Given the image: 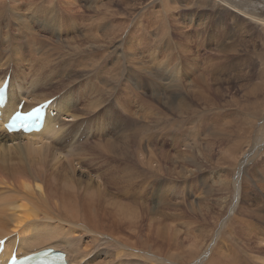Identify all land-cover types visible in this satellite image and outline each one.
<instances>
[{
  "label": "bare ground",
  "instance_id": "obj_1",
  "mask_svg": "<svg viewBox=\"0 0 264 264\" xmlns=\"http://www.w3.org/2000/svg\"><path fill=\"white\" fill-rule=\"evenodd\" d=\"M154 5L161 7L158 16L163 20L154 23L160 28L159 37L148 41L150 26L142 16L147 7ZM114 7H118L119 12L112 11ZM184 11H189L190 14L193 12L197 16L189 19L191 23L194 20L202 22L199 24L200 29L191 31L199 34V39L194 43L186 32H176L187 40L180 42L181 47H193L195 44L203 48L207 46L205 43H211L210 48L217 46L216 50L220 52L221 57L209 63L212 80L204 76L195 79L198 80V85L203 86L204 91L195 85L192 88L195 90L194 95L201 96L202 93L205 104L215 108L214 96H223L224 89L222 86L213 89L212 84L219 81L218 77L213 76L217 75L214 68L223 60H230L232 63L240 59L236 54L230 53L236 52L237 38L244 40L243 32L236 31L244 17L256 19V25L264 35V0H130L128 4L123 0H104V7L100 0H0V87L5 79L9 80V102L4 108H0L3 115L0 117V240L9 239L5 250L0 251L3 263L7 262L16 250L22 257L53 248L67 254L66 261L69 260L71 264H166L161 242L163 219L170 215L165 212L166 208L164 209L169 201L170 190H132L130 184L136 175L143 178L147 164L149 166V163L158 160L153 149H149L150 153L147 154L145 148V142L149 141L147 131L143 128L152 131L151 125H155V121L151 122L150 126L149 123L147 126L144 124L147 117L145 115L149 112V107L146 106L148 101H145L146 94L155 92L157 96L154 100L161 102L171 112H190V102L188 104L187 101L190 94H187L188 89H185V81L171 80L165 89L158 80H154L155 84H152L149 68L143 59L148 52L154 51L155 55L160 49L163 52L164 49L168 51L176 48L173 46L174 33L169 25L174 22V16ZM91 12H95L96 17L91 16ZM221 12L226 13V19L221 16ZM199 15L201 16L198 17ZM53 38L59 43H51L49 40ZM123 44L133 45L137 54L127 50L122 54L124 56L115 57V50H119ZM36 56H39L41 61L36 60ZM36 61L40 62L37 66ZM110 61L114 64L113 68H107ZM240 72L239 70L238 74ZM225 73L224 68L219 72L221 76L228 75ZM238 74L232 76V79L249 81L252 78L237 77ZM103 80H106L107 87L102 84ZM149 85H153L154 90L149 91ZM259 86L261 90L255 86L246 93L248 98L247 104H243V109H246L244 122H237L240 126L250 124L251 118L253 127H249L256 130L248 110L259 104L264 106V82ZM48 88H51L53 93L57 90L59 92L48 94ZM41 93L45 95L40 99ZM53 98H57L51 105L56 115L49 117L41 133L9 134L5 130V116L8 118L12 113L19 111L18 107L22 101L26 102V112ZM135 102L139 103L138 106ZM103 113L105 116L102 120ZM158 115H161V111L156 115L157 118ZM134 118L138 119L139 125L132 120ZM167 119V124L172 127V119ZM262 122L264 126V119ZM168 127L166 131L171 130V127ZM235 129L237 130V127ZM257 129L259 132L264 130ZM214 131L216 133V128ZM177 132H174V142L179 140ZM221 132H226L223 139L232 142L231 150L235 149L237 164L233 165L234 169L241 164V160L248 161L253 152L246 154L241 148L242 141L235 140L243 137L237 134L235 136L230 130L229 140L224 127ZM82 139L83 143L80 142ZM102 143L105 145L102 146ZM190 145L188 142L186 146ZM191 147L195 149V146ZM82 150L85 152L83 157ZM130 154L138 157L140 171L132 164L134 157ZM231 157L229 156V159ZM100 158H104L107 163L109 159L111 162L114 159L122 162L120 172L115 166L106 171L98 169ZM107 163L106 165L110 162ZM191 163H195L199 169L203 166L199 158ZM156 166L151 169L157 171ZM188 166L191 167L189 164ZM186 170L185 174H181L184 179L191 175L188 169ZM109 172L113 174L111 179L106 177ZM81 174L91 175L97 185H82ZM210 188L208 193L211 192L214 197V188ZM56 190L98 191L92 193L93 195L90 193L95 201L89 199L92 201L83 202L78 201L76 196L67 201L64 193L59 194L61 191ZM111 190L116 192L111 195ZM158 193H161L162 198L160 197L156 207L151 208L149 202ZM90 194L87 195L89 198ZM116 196L131 203L124 204L121 201L116 204ZM66 202L73 204L70 213L63 207ZM175 209L172 207L169 210ZM207 209L210 218L211 207ZM83 210L92 215L82 213ZM105 210L111 215L107 216ZM103 214L109 218L106 223L100 217ZM113 214L132 217L136 221L131 223L122 217H118L119 220ZM234 214L239 216L235 220L237 228L235 229L234 220L229 219L223 228L226 239L221 242L220 235L216 236L219 244L227 241L226 259L216 260L209 255L207 264H264V191H246ZM53 215L57 217L53 218ZM152 218L155 223H151ZM54 220H60L63 225H74L86 236L80 240L59 232L47 236L50 241L64 240V249H61L62 243L48 244L47 241L38 240L40 233L50 231L47 227H39L44 221ZM99 224L104 226L100 227L103 231L98 229ZM116 226L122 230L118 235L106 233L117 229ZM137 228H142L146 234L141 230L137 231ZM237 230H240V233H237ZM85 238H89L87 242L84 241ZM174 238L176 240V236ZM170 239H167V243H176L174 239ZM83 241L86 243L84 248ZM169 258V264H178L175 255H170ZM33 264H37L36 260Z\"/></svg>",
  "mask_w": 264,
  "mask_h": 264
},
{
  "label": "rangeland",
  "instance_id": "obj_2",
  "mask_svg": "<svg viewBox=\"0 0 264 264\" xmlns=\"http://www.w3.org/2000/svg\"><path fill=\"white\" fill-rule=\"evenodd\" d=\"M123 1H125L128 4V1L130 0H123ZM100 4L104 7V0H100ZM112 11L119 12V8L114 7L112 8ZM160 11H161V7L158 5L157 6L154 5L151 7H147L144 12V15L143 16L141 15L145 23L150 26L148 33V41L156 40L159 37L160 28L158 27V25L156 27V24L154 23L163 20L162 17L158 16ZM91 13H90L91 16L96 17L95 12L94 13L91 12ZM188 14L190 16V17L188 16L189 18L187 17ZM200 16L201 15H199L198 17ZM221 16L225 19L227 18L226 13L221 12ZM193 17L196 18L197 16H195L193 12H191L190 14L189 11H184L182 12V14L179 13L178 15L173 17L174 22L171 25H169V27L173 30L174 33L173 46H175L176 48L168 51L164 49L163 52L160 49L155 53V55L153 53L154 51H151L148 52V54H145V57H143L145 63L147 64L146 67L149 68V75H151L149 77L152 84H155V82H153L154 80H158L161 82V84H163V87L165 89L168 86L167 83L169 82L176 81L178 79H182L181 81H185V89L187 88L188 89L187 94H190V96H187V101L188 104L190 102L191 108H190V112L187 111L185 114H181L180 111L171 112L166 107H164L161 102L154 100L155 97L157 96L155 92H151L150 94H146L145 92L146 94L145 101L149 102V103L147 102L146 104V106L149 107V112L148 115H145L147 117L145 119L146 121L144 120L145 121L144 124L147 126V123H149L150 126L151 122L155 121L154 122L155 125H151L152 126L151 128L153 129L152 131L151 129L143 128L144 131L145 130L147 131V136L149 138V139L147 138V140L149 141L148 143L145 140L146 141L145 148H147L146 149L147 154L150 150L152 151L153 149V153L156 156V159H158L159 161L154 160V163L152 162L149 163V166L148 164L146 165L147 167L145 166L146 170L143 178L140 177L139 175H136L134 177V180L132 179L131 184L129 181V184L132 185L131 186L132 190H161V191L170 190L169 191L170 196H168L169 201L167 202V205L164 207V209L166 208L165 212H167L170 215L163 219V224H162L163 239L161 242V246H162L161 250H162V254H164L166 264H169L167 259L170 260L169 258L170 255H175L176 262L178 264H207V262L210 260L208 258L209 255L211 256L212 259L225 260L227 254V241L225 243L223 242L219 244L216 241L217 239L216 236L220 235L219 239L221 240V242L222 240L226 239V232L223 231V228H225V223L229 219L234 220L235 222L236 218L239 217L237 214H234V211L241 204L242 196L246 191L248 190L264 191V137L262 138V133L264 134V130L263 132L257 131L259 130L257 128H264L262 122V119H264V106L259 104L256 105L255 107L252 108L250 107L251 109L248 110V115L251 116L255 122L256 130L252 128L253 122L251 124V118H250V124L240 126V124L237 123L239 121L244 122L243 117L245 116L244 111H246V109L245 107L243 109V104L244 106L247 104L246 101L248 98V95L246 94L247 91L254 89L255 86L258 87L260 84L264 82V35L262 34L261 30L257 27L256 19L250 17H244L243 21L240 23L239 29L236 30L239 32H243V37L245 36L244 40L237 38L238 46L235 50L236 52L230 53L233 55L236 54L240 59L232 63L230 60L228 61L223 60V62L219 64L220 66L218 65L217 67L214 68V72L216 71L215 74L217 75H213V76H215L216 78L218 77L217 79L219 81H217L215 84L214 83L212 84L213 89L222 86L224 89V93L223 96L220 97L214 96L215 108L214 107L212 108L211 105L207 106V104H205L206 101H205V97H203V94L201 93V96L200 94H198L199 96L196 94L194 95L193 93L195 92V90H193L192 88L195 85L196 87L200 88L201 91H204L202 89L203 86L198 85L196 82L198 80L195 79L197 77L204 76L205 78L207 77L206 79L209 78L208 80H212L209 71L210 69L209 63L211 61L215 62L217 59H219L221 57V56L219 57L220 52L216 50L217 46L210 48L211 43H205L207 46H204L203 48L197 47L195 44H193V47L185 46V45L181 47L180 42L187 40H185L184 37L176 34L177 31L181 30V32H186V34L192 37L190 41H192L193 43L196 42L199 39V34L192 33L191 31L195 32L198 29H200L199 24L202 22V20H194L191 23L189 19ZM4 23H6V21ZM49 41L51 43H59L56 38L50 39ZM127 50H130V52L137 54V50L133 49V45L123 44L119 50L118 49L115 50L114 56L115 55L117 57L124 56L122 54L124 53V51ZM35 59L41 61V58L39 56H36ZM138 60H139V56L137 55L136 61ZM38 61H36L35 66H37L38 63L40 64V62ZM180 64L182 67H180ZM108 65L107 68H113L114 66V64H112L111 61L109 62ZM51 66L52 65H50V67ZM222 68H224V70L228 75L221 76L219 74L220 70L222 72ZM239 70L241 72L238 74ZM236 74H238L237 77L249 76L252 78L251 80L249 79V81L248 80L238 81L234 78L232 79V76ZM188 77L189 79H187ZM102 84H104V86L107 87L106 80H103ZM150 89L154 90L153 85H149L148 90L150 91ZM259 89L261 90V88ZM148 90L147 93L149 92ZM47 92L48 94L53 93L51 88ZM58 92L59 90L55 91L53 94H57ZM262 93L264 95V92ZM44 95H45L44 93H41L39 96L40 99ZM252 100L254 101V98H252ZM135 103L136 106H138L139 103L138 102ZM158 110L161 111V115H158L157 118L156 115L159 113ZM191 111H193V113ZM103 114L101 117L102 120L104 119L105 116V114L104 115ZM135 115L134 117L137 116ZM167 117L172 119L173 122L172 127L167 124L168 121ZM134 119L132 120L134 122H137V124L139 125L138 119L136 120ZM159 120L161 121L159 124H157ZM162 121H164L166 125ZM225 124H227L228 126H224ZM168 126L171 127V130L167 129L166 131L165 129ZM174 126L176 127L173 128ZM249 126L252 127L250 128ZM223 127L227 131V138L229 140H230L229 131L232 130L235 136L237 134V136L243 137V139H235V140L242 141L241 148H243L246 151V154L249 152H253L252 156L249 158L248 161L245 162L244 160H241V164L237 165L235 169L233 166L234 164H237V160L235 161V155H234L235 149L231 150L232 142L223 139L224 134H226V132H221ZM236 127L237 130L235 129ZM215 128H216V133L214 131ZM251 130H252L251 132L252 135L250 133ZM176 131H178L177 135L179 136H177V139L179 140L177 142H174V139L176 138L175 137L176 133L174 132ZM201 131L202 133H200ZM173 136L175 138H173ZM83 140L84 139L80 140V142L82 141L81 143H83ZM67 142L69 143L68 140ZM188 142L191 144L189 147L186 146ZM103 143L102 146L105 145ZM192 145L193 147L195 146V149H192L191 147ZM81 153L83 154L82 155L83 157L85 155L84 150H82ZM103 154L105 153L103 152ZM130 155L132 156V154ZM229 156L230 157L232 156L231 159H229ZM132 157H134L132 159V164L136 168H138L137 170L140 171L138 157L134 155ZM196 158H199L200 163L203 165L202 168L200 169L195 163L194 164L191 163L192 160L194 159L196 160ZM161 160L163 161L161 162L162 164L160 163ZM109 162L108 164L107 161L104 160V158L103 159L100 158L98 161V169L101 168L102 171H106L107 169L109 170L111 167L115 166L117 170L120 172V167L122 165V162L117 161L116 159H114L113 162H111V159H109ZM106 163L108 165H106ZM188 164L191 165V167H189ZM150 165L156 166L155 169L157 168L156 169L157 171L155 170L153 171L154 167L153 166L151 167ZM158 166H160L161 168ZM186 169H188V172H190L192 176L190 175V177L184 179L183 177L184 175L182 176L181 174H185V172H187ZM102 171L101 173H103ZM158 173L163 176L159 175ZM106 177L111 179L113 177V174L109 172L106 175ZM80 179L82 185L85 186L97 185V182L94 181L95 178L93 179L91 175L89 176L87 174H81ZM200 187L203 189H201ZM210 187L214 188L213 189L214 197H212L211 192L208 193L209 191H211ZM206 190L208 191L206 192ZM56 191H61L59 192V194L64 193L65 200L67 201H71V199H73L74 196H76L78 198V201L89 202L92 200L95 201L94 198L92 197L93 195L92 193H96L98 190H84V191L56 190ZM66 191L67 193L69 191V193L67 194ZM111 191H113L111 192V195H113L114 192H116L115 190H111ZM71 194L74 195L71 196ZM88 194H90L89 196L91 198L87 196ZM157 195H155L149 202L150 203L149 206L151 208L156 207L157 206L156 204H158V201H160V197L162 198L161 193H158ZM115 199L114 202L116 204L117 202L121 203V201H123L122 203L124 204L131 203L130 201L124 200L121 197L117 198L116 196ZM207 202L209 203V205ZM172 203L175 204V206H173ZM65 204L68 205V206L63 205V207H65V211L70 213L73 204H71V202H66ZM209 206L211 207L210 218L207 209L209 208ZM172 207L176 209L169 210ZM117 209L120 210L119 208ZM105 211L107 216L111 215L109 211L107 210ZM82 213H85L90 216L92 215L86 210H83ZM113 215L115 216L116 214ZM52 217L56 218L57 215H53ZM100 217L105 223L109 220V218H106L104 214L100 215ZM115 217L117 219L122 217L123 219H127L128 222L131 223H135L136 221L132 217L126 218L125 216H121V215L120 216L116 215ZM151 223H155L153 221V218L151 220ZM101 226L102 225H100L98 229L102 230L100 228ZM221 226L222 228L220 229ZM237 226H238L237 222H235V229L237 228ZM43 227L49 228L50 231L45 233H40L38 235V240L47 241L48 244L62 243L61 249H64L65 247L66 242L64 240L59 239L58 241H50L47 236L53 235V232L66 233L67 237H73L76 240H80L82 237L86 236V234L82 233L74 225H63V223L60 220H54L51 222L44 221L43 225H41L39 228H43ZM102 228H104V226H102ZM116 228L117 229H114L106 233H110L111 235H118L121 229L118 226H116ZM137 229H138L137 231L139 230L142 231V228L140 229L137 228ZM236 232L240 233V230H237ZM143 233L144 235L146 234L145 232ZM174 236H176V240ZM170 238H172V240L174 239L173 241L176 243L174 244H171L169 242L167 243V239L171 240ZM234 238L236 239V237ZM88 239L89 238H85L84 241L87 242ZM84 241L82 243L83 248L86 245ZM231 241H232L231 243L233 244V240ZM203 258L205 261L203 260ZM198 261L200 262L197 263ZM170 264H174V263H170Z\"/></svg>",
  "mask_w": 264,
  "mask_h": 264
}]
</instances>
